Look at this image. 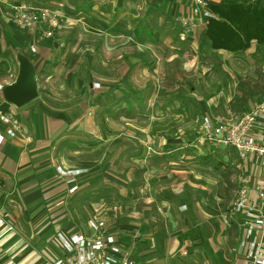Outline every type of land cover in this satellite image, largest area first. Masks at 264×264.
<instances>
[{"label": "rangeland", "instance_id": "obj_1", "mask_svg": "<svg viewBox=\"0 0 264 264\" xmlns=\"http://www.w3.org/2000/svg\"><path fill=\"white\" fill-rule=\"evenodd\" d=\"M32 2L38 6L59 5L47 0H34L30 3ZM37 42L33 40L35 51L28 45L27 54L36 68L38 97L26 105L27 117L17 137L21 138L22 133L23 137L36 140L39 136L42 137L41 130L47 131L50 127L49 118L60 114L63 120L67 116L65 113L68 112V107L75 108L73 117L66 120L68 126L64 128V122L61 125L60 140L61 146H73L70 151L65 148L67 150L61 149L54 154L65 159L68 166L82 168L74 170L73 182H54H61L64 187L66 185L69 188L76 185L74 196L63 201V207L69 216L63 226L72 225L77 232L86 233L88 218L103 220L107 231L116 234L115 238L119 237L122 247L130 252L138 264L233 262L237 256V238L234 230L222 220L221 243H218V248L216 246V251L208 250L206 256L197 258L195 250L184 243L188 233L182 226V218L176 214L173 217H162L161 213L153 209L142 211L148 205L144 191L140 192L138 183L134 185L132 181L117 180V177L122 175L119 166L130 165V169L125 171V177L132 172L130 155L139 144L144 146L145 156H149L161 141L158 126L166 124L167 133L172 135V146L186 144L185 154H181L186 156L185 160H189V163L176 169L192 171L188 180L213 181L212 192L221 202L218 211L224 213L230 209L237 186V170L231 164L235 156H232L231 150L226 151L229 150L227 147L207 144L213 147L209 150L203 140L201 143L196 141L195 133L200 127L203 114L235 119L243 110L259 101L264 86V46L252 45L247 51L236 55L219 51L220 56L217 57L214 53L211 56L195 55L187 44L181 45L176 48L186 51L185 56L171 58V63L167 64L168 71L160 73L158 63H149L148 69L132 73L129 71L122 77L119 76L121 85L110 87L104 93L98 84L92 83L101 81L88 78L86 58L61 55L59 62L50 63L53 56L37 50ZM20 46L26 49L27 44L22 42ZM62 49L65 51V47ZM15 50L13 49L14 55ZM140 60L144 62L147 59L142 56ZM56 70H60L58 74L55 73ZM89 82L91 88L88 87ZM81 83L83 86H79ZM137 85L145 86L139 89ZM136 97L151 98L153 102L151 105L141 106L143 112L137 117L135 113L138 109L132 104ZM84 100L91 101L92 107L85 108ZM123 100L130 102V108L124 106ZM165 100L166 105L163 103ZM12 108L16 112L19 110L14 106ZM148 113H166L167 119H151ZM151 128L154 129L152 141L144 132ZM119 133L123 134L119 136ZM85 147H91L92 151ZM121 147L125 153L117 156L116 150ZM191 150H194L193 154H189ZM231 157L233 158L230 159ZM133 163L137 164V161ZM86 167L87 172L84 169ZM254 176L260 177V172L256 170ZM180 192L178 190L176 193ZM25 204L23 201L17 202L16 208L21 210V217L18 219H26L25 216L28 217L31 212V207ZM53 204V201L44 202L45 211L38 213L46 217L45 221L50 219L47 224L51 223L53 215L49 213V209ZM14 222L16 223L15 220ZM191 235L188 239L196 242V234L190 233ZM184 251L187 252L186 255L183 254Z\"/></svg>", "mask_w": 264, "mask_h": 264}, {"label": "crops", "instance_id": "obj_2", "mask_svg": "<svg viewBox=\"0 0 264 264\" xmlns=\"http://www.w3.org/2000/svg\"><path fill=\"white\" fill-rule=\"evenodd\" d=\"M31 1L34 0H0V84L3 87L12 83L17 74V62L13 59V49H16V53L22 52L28 56V45L33 47L35 45L33 40L39 43L37 50L53 56L50 63L59 62L61 55L86 58L88 78L101 81L92 83L98 84L103 92L110 87L121 85L119 76L122 77L129 71L132 73L135 70L148 69L149 63H158L157 68L160 73L168 71L167 64L171 63V58L185 56L186 51L176 48L181 45L187 44L188 48L196 53L195 55L198 53L206 56L214 54L217 57L220 56L219 51H213L209 47L206 37V23L209 18L192 14L193 0H47L59 4L49 8L59 12L61 19L60 28L55 32L54 37L46 40H39L35 33L18 28L11 21L14 8L19 5L48 7L38 6L34 2L30 3ZM205 1L209 8L220 0ZM182 17L192 19L195 26L191 29L184 27L180 23ZM22 31L25 33H21ZM22 42L27 44L26 49L20 46ZM142 56L147 60L140 62ZM59 71L56 70L55 73L58 74ZM115 76L116 79H114ZM144 86L137 85L139 89ZM88 87H92L90 82ZM135 102L132 104L138 109L135 113L136 117L143 112L141 106L153 103L151 98L142 97H136ZM163 103H167L166 100ZM123 104L130 108L128 100H123ZM26 105L18 108L17 112L14 111L12 105L5 102L0 91V115H12L18 126L15 136L10 137L4 134L6 126L0 121V133L4 135L0 144V217L14 227L12 232H6L5 227H0V264H51V261L61 253L56 238L57 233L61 232L65 235L82 233L73 229L72 225L63 226L69 220L63 201L66 198H72L74 194L68 192L69 186L65 185V188L61 182H58L59 185L54 183L56 180L75 179L73 173L59 174L58 168L65 171L73 170V172L76 169H82L79 166H68L61 156H54L61 149L67 148L70 151L73 146L71 144L61 146L60 140L62 139L61 125L64 122V128L68 126L69 123L66 120L73 117L75 108L68 107V112L65 113L67 116L63 120L58 111V116L49 118L50 127L47 131L45 129L40 131L42 137L39 136L38 139L33 140L27 136V138L23 137L22 133L21 138L17 137L27 117ZM83 106L91 108L92 103L84 100ZM148 116L162 121L167 119L166 113L150 115L148 113ZM204 116L212 119L234 120L207 114H203L200 120ZM158 127L161 140L158 146L153 148L149 156H145L144 146L139 144L130 155L132 159L129 158L132 160L133 173L129 172L125 177V171L130 169V165L119 166L122 169V175L117 177V180H129L134 185L138 183L140 192L144 191V197L148 203L141 209L142 211L153 209L161 213L162 217H173L174 214L180 216L182 226L188 233L184 243L195 250V257H204L208 250L214 252L215 247L218 248V243H221V220L234 230L237 247L243 231L238 217L231 216L229 209L224 213L218 211L221 202L212 192L213 181L188 180L192 171L176 169L187 166L189 163V160H185L186 156L181 154H185L186 144L172 146V135L167 133L166 124ZM199 129L200 127L195 137L196 141L201 143ZM144 132L152 141L154 129H145ZM204 143L208 149L213 148ZM87 149L92 151L91 147ZM193 151L191 150L189 154H193ZM116 153L117 156L124 154V148H119ZM232 156L234 157V154ZM134 161H137V164H134ZM84 169L87 172V167ZM227 179L228 182L229 178ZM234 189L235 187L233 191ZM178 190L181 192L176 193ZM18 201H23L26 203L25 206L31 207L30 214L28 217L25 216L26 219H18L21 217V210L16 208ZM46 201L54 202L49 209V213L53 215L49 224L47 223L50 219L45 221L44 215H38L40 211H45L44 202ZM13 218L16 223L12 220ZM105 231L115 238L116 234L109 233L106 224ZM190 233L196 234L195 238H198L196 242L188 239L192 237ZM115 239L121 241L119 237ZM212 257L214 261V255ZM226 264L248 263L237 253L233 262Z\"/></svg>", "mask_w": 264, "mask_h": 264}, {"label": "built area", "instance_id": "obj_3", "mask_svg": "<svg viewBox=\"0 0 264 264\" xmlns=\"http://www.w3.org/2000/svg\"><path fill=\"white\" fill-rule=\"evenodd\" d=\"M193 2V15L213 17L205 0ZM60 17L59 12L49 7L19 5L14 8L11 21L16 27L35 33L39 40H46L53 38L60 28ZM180 23L190 29L195 26L190 18L182 17ZM31 50L35 51L33 46ZM2 88L0 84V91ZM0 121L6 126L4 134L14 137L18 126L12 115L2 114ZM199 131V138L208 145L233 151L235 159L231 164L237 170V186L229 210L231 216L238 217L243 229L237 253L248 264H264V88L260 101L243 111L237 119L204 116ZM3 139L4 135L0 133V144ZM256 170L260 177L254 176ZM57 171L61 175L73 173L60 168ZM75 189L76 185H72L69 192ZM86 224L88 233H57L61 253L51 264H138L119 241L106 233L103 220L91 217ZM0 227H5L6 232L14 231L13 225L3 217H0Z\"/></svg>", "mask_w": 264, "mask_h": 264}, {"label": "trees", "instance_id": "obj_4", "mask_svg": "<svg viewBox=\"0 0 264 264\" xmlns=\"http://www.w3.org/2000/svg\"><path fill=\"white\" fill-rule=\"evenodd\" d=\"M209 10L205 33L212 50L238 54L264 46V0H220Z\"/></svg>", "mask_w": 264, "mask_h": 264}, {"label": "water", "instance_id": "obj_5", "mask_svg": "<svg viewBox=\"0 0 264 264\" xmlns=\"http://www.w3.org/2000/svg\"><path fill=\"white\" fill-rule=\"evenodd\" d=\"M15 59L16 77L12 83L2 88L1 94L5 102L21 108L38 97L36 68L30 58L22 52H17Z\"/></svg>", "mask_w": 264, "mask_h": 264}]
</instances>
